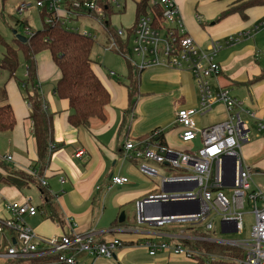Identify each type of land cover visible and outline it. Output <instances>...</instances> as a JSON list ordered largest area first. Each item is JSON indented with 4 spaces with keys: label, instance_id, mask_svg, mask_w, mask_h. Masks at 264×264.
<instances>
[{
    "label": "crops",
    "instance_id": "1",
    "mask_svg": "<svg viewBox=\"0 0 264 264\" xmlns=\"http://www.w3.org/2000/svg\"><path fill=\"white\" fill-rule=\"evenodd\" d=\"M22 1L26 0H0V24L9 20L13 27L24 26V31L31 29L29 23L33 14L38 17L40 14L32 11L27 19H19L15 8ZM248 1L176 0L188 34L202 49H210L212 42L223 45L217 56L222 75L211 81L213 91L230 89L244 110L263 117L264 5L242 11L240 6ZM229 10L235 11L222 18ZM40 21L43 24L42 19ZM16 31L23 35L24 31ZM231 36L239 40L227 45ZM109 38L110 35H106V43H99V46L103 52L118 55L107 50ZM14 40H17L15 35ZM36 61L38 90L48 111L55 115L53 143L56 150L46 168L41 170L30 120L31 109L21 87L28 69L19 83L18 80L12 81L17 78L4 70L8 82L0 81V89L7 93L16 126L9 134L0 133V159L6 155L12 157L11 162L4 161L5 166H0V219L9 218V204L29 201L39 209V214L26 216L24 220L40 238L91 235L98 242L118 239L123 245L110 259H95L79 252L76 254L77 264H199L169 252L150 255L146 242L185 245L206 253L197 244H218L209 238L219 237L208 234L202 227L198 230L184 225L163 228L139 225L136 222V202L149 193L165 189L159 179L140 172L138 161L124 159L126 143H137L154 133L158 135L153 142L161 146L173 150L180 144L182 128L176 122L178 111L200 106L199 90L192 74L165 67L139 71L126 60L127 72L125 76L122 74L123 81H120L118 74L104 70L92 59L93 70L110 93L111 102L104 119L93 118L88 128H75L68 120L69 101L56 94L62 73L51 52L43 51ZM205 116L211 117L206 123L208 126L199 127L197 118ZM194 120L199 129L212 127L227 120V111L223 104L217 103L211 112L198 114ZM79 151H83L80 157L77 156ZM158 169L162 176L175 175L166 165L158 166ZM115 176L127 178L129 182L112 186L111 179ZM38 177L47 185L43 186ZM153 180H159V186ZM15 246H19V242L13 231L0 233V254ZM0 264L59 263L55 256H35L8 261L0 258Z\"/></svg>",
    "mask_w": 264,
    "mask_h": 264
},
{
    "label": "built area",
    "instance_id": "2",
    "mask_svg": "<svg viewBox=\"0 0 264 264\" xmlns=\"http://www.w3.org/2000/svg\"><path fill=\"white\" fill-rule=\"evenodd\" d=\"M126 1L26 0L18 3L15 10L19 19L26 13L36 11L43 25H59L66 31L78 34L81 33L73 27V22L86 16L94 18L110 35L107 50L124 57L134 69L142 71L151 67H165L192 74L199 90L200 106L180 109L176 122L182 128L180 140L187 144L199 140V148L180 153L152 139L125 144L124 159L138 161L140 172L149 178L159 179L165 189L159 193H149L136 202V222L157 228L185 225L199 230L202 227L208 234L242 236L245 230L244 216L248 210L254 220L251 235L249 239L242 240H226L219 236V239L209 238V241L241 251L236 257L203 253L185 245L146 242L145 246L151 256L169 252L196 263L204 260L205 264H264V185L253 184V171L242 155L243 145L251 142L252 127L257 134L264 135V116L258 117L257 113L244 110L230 89L221 88L217 93L213 91L211 81L222 75L217 56L223 45L212 42L210 49H202L188 34L176 0H149L147 11L136 19L130 30L111 28L108 21L116 13L125 11ZM23 35L32 38L34 31L26 28ZM238 40L231 36L226 44ZM128 44H131V51L127 50ZM217 103L225 106L227 120L198 129L194 117L211 112ZM157 135L154 133L153 138ZM81 155L83 151H79L77 156ZM4 159L12 161L10 155L4 156ZM165 165L175 175L162 176L158 166ZM261 174L263 172H259ZM128 182L127 178L119 176L111 179L112 186H123ZM41 183L47 185L46 181L41 180ZM7 209L10 216L0 219V233L13 231L19 246L1 253L0 258L4 261L55 256L59 264H77L76 254L79 252L95 259H110L123 246L118 239L98 242L91 235L43 239L24 220L26 216L39 214L36 206L26 201L9 204ZM163 209L172 212L163 215ZM215 219L219 220V227Z\"/></svg>",
    "mask_w": 264,
    "mask_h": 264
},
{
    "label": "trees",
    "instance_id": "3",
    "mask_svg": "<svg viewBox=\"0 0 264 264\" xmlns=\"http://www.w3.org/2000/svg\"><path fill=\"white\" fill-rule=\"evenodd\" d=\"M148 1L144 0L143 3L137 4L136 19L147 11ZM263 5L264 0H249L240 7L243 11L250 7ZM235 10L225 12L222 18ZM94 44L95 40L93 38L66 31L59 25H43L40 31L34 32V36L29 38L27 43L14 40V44H8L0 33V46L5 50V57L1 60L0 67L15 78L20 68L21 56L27 65L28 78L23 80L21 87L24 98L31 109L30 120L33 123V135L36 139L38 151V165L41 170L46 168L48 161L56 150V148L52 149L54 147L55 115L48 111L37 87L36 57L43 51L48 50L51 52L55 64L62 73V77L56 86V94L59 98L68 100L70 103L69 123L75 128H88L91 119L105 118V110L111 102L110 93L93 70L91 55ZM119 44L121 48H124L121 42ZM129 69L134 71L131 67ZM15 126L14 110L7 101V93L0 89V133L9 134ZM153 135H147L144 140L152 139L154 141ZM2 160L0 159V166H5L4 163L8 161ZM197 247L208 254L236 257V250L225 245L201 242L197 244ZM199 264H205V261L201 260ZM214 264L227 263L218 262Z\"/></svg>",
    "mask_w": 264,
    "mask_h": 264
},
{
    "label": "rangeland",
    "instance_id": "4",
    "mask_svg": "<svg viewBox=\"0 0 264 264\" xmlns=\"http://www.w3.org/2000/svg\"><path fill=\"white\" fill-rule=\"evenodd\" d=\"M140 1L141 0H127L125 11H123L121 14L116 13L108 21L111 23L112 28L122 29L124 31H127L129 27L135 24L136 5ZM27 15L28 13L24 14L22 18L24 17V19H27L28 18ZM33 15L34 17L30 21L29 26L31 27L32 31L38 32L42 29L43 24L41 23L38 15H36L35 13ZM72 25L73 27L78 28L81 34L90 35L92 38L95 39V42L97 41L92 50V59L97 64L102 65L104 70L113 71L116 74H118L120 81H123V75L125 76L126 74L125 71L127 72V66H126L127 61L122 56L120 57V55H116L114 53H109V52L108 53L103 52V50L99 46L100 45L99 43H106V35L108 34H107L105 27L101 26L100 23L96 19L90 18L88 16L79 20L78 22H73ZM15 29L18 30L19 32H23L24 26L18 27V28L13 27V25L9 23V20H7L6 23L0 24V33L2 34L5 41L8 44H12L14 42L13 31ZM130 42L132 41L130 40ZM128 45L129 46L127 47V50L131 51L132 49L131 44H128ZM4 57H5V50L3 47L0 46V61L3 60ZM26 72H27V65L25 64V61L23 57L21 56L20 68L16 75L17 79H12V81L15 82V80H18V83H19L20 81L24 79ZM0 81L8 82V79L6 78V72L2 70L1 67H0ZM210 118L211 117L209 116H205V118H202V119L197 118L199 122V127H207L208 125L206 123L209 121ZM250 137H251V142L249 144L243 145L242 155L244 157L246 165L249 168H251L253 171V174H254L253 184L264 185V135L257 134V132L252 127V132H251ZM179 143L180 144H178L177 147L174 148L173 150L176 152H180V153L194 151L200 146L199 140L195 141L194 143H189V144L183 143L181 140H179ZM3 148H4V145H3ZM258 171L263 172V174L259 175ZM153 181H156L157 185L159 186V180H153ZM253 221L254 220H253L252 214H250L249 211L247 210V213L244 216L245 230L242 236H237V235L225 236V235H222L221 233H218V236L226 240L249 239L251 235ZM215 222H216V226L219 227V220L215 219ZM232 249L234 250V248ZM240 253L241 251L240 252L236 251V254L239 255Z\"/></svg>",
    "mask_w": 264,
    "mask_h": 264
},
{
    "label": "water",
    "instance_id": "5",
    "mask_svg": "<svg viewBox=\"0 0 264 264\" xmlns=\"http://www.w3.org/2000/svg\"><path fill=\"white\" fill-rule=\"evenodd\" d=\"M13 34L16 36V39L19 42H21V43H27V41H28V38L27 37L19 34L16 30L13 31ZM162 212H164V213H162L164 215V214H170L172 211H170L168 209H163Z\"/></svg>",
    "mask_w": 264,
    "mask_h": 264
}]
</instances>
